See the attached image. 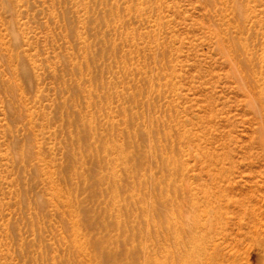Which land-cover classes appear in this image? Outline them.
Here are the masks:
<instances>
[{
    "label": "rangeland",
    "instance_id": "rangeland-1",
    "mask_svg": "<svg viewBox=\"0 0 264 264\" xmlns=\"http://www.w3.org/2000/svg\"><path fill=\"white\" fill-rule=\"evenodd\" d=\"M0 264H264V0H0Z\"/></svg>",
    "mask_w": 264,
    "mask_h": 264
},
{
    "label": "bare ground",
    "instance_id": "bare-ground-1",
    "mask_svg": "<svg viewBox=\"0 0 264 264\" xmlns=\"http://www.w3.org/2000/svg\"><path fill=\"white\" fill-rule=\"evenodd\" d=\"M96 245H98V244H96ZM98 248H99V254L103 253V251H102V249L100 248V246H99ZM102 255H103V254H102ZM107 261H109V260H107Z\"/></svg>",
    "mask_w": 264,
    "mask_h": 264
}]
</instances>
